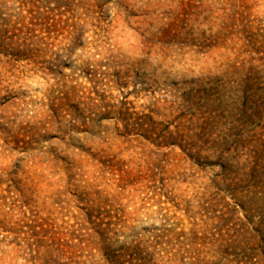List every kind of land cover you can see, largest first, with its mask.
Wrapping results in <instances>:
<instances>
[{"label":"rangeland","instance_id":"obj_1","mask_svg":"<svg viewBox=\"0 0 264 264\" xmlns=\"http://www.w3.org/2000/svg\"><path fill=\"white\" fill-rule=\"evenodd\" d=\"M1 31L0 264H264V0H0Z\"/></svg>","mask_w":264,"mask_h":264},{"label":"trees","instance_id":"obj_2","mask_svg":"<svg viewBox=\"0 0 264 264\" xmlns=\"http://www.w3.org/2000/svg\"><path fill=\"white\" fill-rule=\"evenodd\" d=\"M22 33V30H19ZM32 32V30H28L27 33ZM26 37V36H25ZM20 37V35L13 34L12 36L8 35V32H0V48L5 49L8 46L11 48L15 47V53L13 54L14 57L20 58L25 56L27 52L31 51L30 45L26 43L27 38ZM15 38H17L15 40ZM24 40V41H21ZM6 56V55H5Z\"/></svg>","mask_w":264,"mask_h":264}]
</instances>
